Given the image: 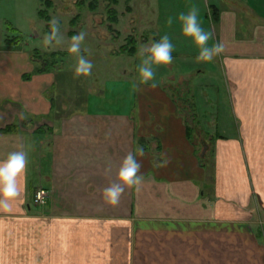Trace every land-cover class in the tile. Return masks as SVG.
Instances as JSON below:
<instances>
[{"label": "crops", "instance_id": "1", "mask_svg": "<svg viewBox=\"0 0 264 264\" xmlns=\"http://www.w3.org/2000/svg\"><path fill=\"white\" fill-rule=\"evenodd\" d=\"M203 2L208 44H224L213 71L188 65L199 46L165 21L130 54L131 73L108 69L85 91L79 74L69 110L58 102L75 70L50 68L19 39L0 47V159L28 158L11 210L0 208V264H264V0ZM163 31L174 59L154 65L153 87L138 66ZM110 76L122 84L105 109ZM141 145L142 182L109 203L103 189Z\"/></svg>", "mask_w": 264, "mask_h": 264}, {"label": "rangeland", "instance_id": "2", "mask_svg": "<svg viewBox=\"0 0 264 264\" xmlns=\"http://www.w3.org/2000/svg\"><path fill=\"white\" fill-rule=\"evenodd\" d=\"M49 1H51L52 5L47 8L40 0H0V47L6 44L7 39L11 40L17 38L24 48L31 53H35V51L39 52L40 57H49L45 55L57 51L64 53L56 59L57 61L53 68H58V70H75L79 57L78 54L72 53L69 50L72 42L71 36L80 31L86 32L85 39L81 42L80 54L85 55L89 60L93 61V68L91 73L87 74V76L86 74H82L83 76L81 75L82 77L80 80H83V82L80 86V90L84 91L88 90L89 86L88 82L84 83V81L86 79L88 81L91 80L92 76L98 77L99 80L103 81V78L107 75L108 69H116L120 75L122 69H126L131 73L133 69L132 66H134V68L137 66L136 62L139 60L138 56H131L126 53L119 54L120 47L126 42V37L128 35H132L135 38L136 45L140 52H142L146 45V41H153L152 37L154 34L159 35L160 27L163 28L162 25H164L165 21L167 22L168 17L171 16L173 22L171 24L168 23L169 27L168 25L166 26V28H168L165 32L170 29H172V32L174 29L178 33L182 31V21L178 19L180 12L187 13L195 6L199 9L198 18L200 20L202 18L201 8H204V0H116V3H113V0H98L97 8L94 10L89 8L92 0ZM109 7H113L116 10L115 17L118 19L115 23L109 21L107 13ZM39 9H46L50 20L52 17H57L59 19L60 34L62 36L59 42L54 39L51 43H45L47 35L52 31V28L51 26L50 28L47 27L51 25L50 20H45L38 16ZM74 18L77 20L75 24H72L71 22L74 21ZM109 25H111L113 29H109ZM71 32L73 34H71ZM165 32H161V36H163ZM11 44H13V42H11ZM194 46L198 47L195 43L190 45L184 44V47L187 48H194ZM189 55L191 56H187L186 60L190 67L193 66L195 70L199 68H207V70L210 71L214 70L213 65L210 64L209 61L199 59L198 55ZM179 62H182V60ZM163 66L164 65H162V67ZM94 72L98 76H95ZM93 73L94 75H92ZM78 77L79 74L76 77L70 75L67 77L69 81L65 84L66 86L60 89L61 97L58 104L60 103L61 107L66 104L69 110L74 105L73 103L80 101L79 93L75 95V98L73 93L74 81L78 79ZM117 80L118 79L111 76L108 78L107 92L104 94L105 99H103V103L106 104L99 105V107L107 109L109 104L113 102V100H110L113 96L109 97L108 93H110L109 91L111 89H121L119 85L115 84ZM91 82L93 83L90 84H93V86L97 88L98 84L96 78ZM117 83L122 84L119 81H117ZM109 88L110 90L108 91ZM78 89L79 87L77 90ZM85 106L86 105L83 104L81 106L82 109L85 108ZM89 107L92 109L95 105L90 104ZM114 108L116 109V106H114ZM185 108L187 109L188 107ZM56 111H58V108H56ZM189 117H191V115ZM198 144V152L203 157V148L206 144L204 141H200ZM206 146L208 147V145Z\"/></svg>", "mask_w": 264, "mask_h": 264}, {"label": "clouds", "instance_id": "3", "mask_svg": "<svg viewBox=\"0 0 264 264\" xmlns=\"http://www.w3.org/2000/svg\"><path fill=\"white\" fill-rule=\"evenodd\" d=\"M199 9L193 6L187 13L180 12L178 19L182 21V32L193 38L194 43L199 46L198 58L210 61L216 54L224 49L222 42H216L212 45L208 41L212 37L210 31L205 30L198 18ZM173 18L170 16L167 23L171 24ZM52 31L47 35L45 43H51L54 39L59 42L62 39L60 34V21L57 17L50 20ZM86 32L80 31L71 36V44L69 50L78 54V63L75 68L77 74H90L93 68V61L89 60L85 55L80 54L81 42L84 41ZM175 48L171 37L164 34L157 41H154L146 48L147 55L143 56V60L138 66L140 83L147 84L152 81L155 87L154 77L156 75L154 65H167L173 59V50ZM138 87V85H135ZM137 152L143 156L144 147L138 146L134 151L126 154L121 162L118 170V182H113L103 189V196L111 204L119 202L126 186L140 185L143 180V172H141L142 161L137 158ZM161 161L160 163H166ZM28 163L27 153L23 150L10 152L6 158L0 159V208L11 210L14 199L19 195L20 186L18 177L26 168Z\"/></svg>", "mask_w": 264, "mask_h": 264}, {"label": "trees", "instance_id": "4", "mask_svg": "<svg viewBox=\"0 0 264 264\" xmlns=\"http://www.w3.org/2000/svg\"><path fill=\"white\" fill-rule=\"evenodd\" d=\"M44 5H46V7L48 8V7H51V1H49V0H40ZM97 1L98 0H92V2L90 3V6H89V8H91L92 10H94V9H96L97 8ZM117 1L116 0H113V3H116ZM107 13H108V18H109V21L111 22V23H115L116 21H117V17H115V13H116V10L112 7H109V10L107 11ZM38 16L40 17V18H42V19H45V20H50V17L48 16V14H47V10L45 9V10H42V9H39L38 10ZM78 16V15H77ZM76 16V17H77ZM75 17V18H76ZM73 19L74 21H72L71 23L72 24H75L76 23V20L77 19ZM78 18V17H77ZM50 26L51 25H48L47 27L48 28H50ZM108 28L109 29H113L112 27H111V25H109L108 26ZM71 34H73L72 32H71ZM16 38V37H15ZM126 42L120 47V50H119V52L120 53H126V54H134L135 52H136V40H135V38L132 36V35H128L127 37H126ZM11 40H14V41H11ZM11 40H8V42H15L16 40H17V38L16 39H11ZM119 53V54H120ZM35 56L36 57H39L40 56V53L39 52H37V51H35ZM62 54H64V53H61V52H59V51H57V52H52V53H50L49 55H46V56H49V57H45V58H41L42 59V61H43V64L45 63V65H48V66H50V68H53L54 66H55V64H56V59L59 57V56H61ZM42 70V69H41ZM191 132H192V130L191 129H189L188 130V133H189V135L191 134Z\"/></svg>", "mask_w": 264, "mask_h": 264}, {"label": "built area", "instance_id": "5", "mask_svg": "<svg viewBox=\"0 0 264 264\" xmlns=\"http://www.w3.org/2000/svg\"><path fill=\"white\" fill-rule=\"evenodd\" d=\"M49 197V190L46 187L38 186L34 193V202L36 204H45Z\"/></svg>", "mask_w": 264, "mask_h": 264}]
</instances>
